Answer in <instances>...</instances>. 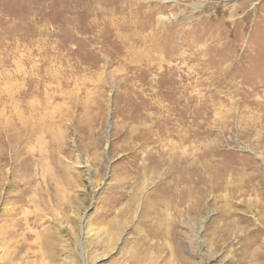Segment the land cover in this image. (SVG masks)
I'll return each mask as SVG.
<instances>
[{"label":"rangeland","instance_id":"374dc122","mask_svg":"<svg viewBox=\"0 0 264 264\" xmlns=\"http://www.w3.org/2000/svg\"><path fill=\"white\" fill-rule=\"evenodd\" d=\"M263 56L264 0H0V135L26 79L37 120L0 145V264H264ZM184 134L232 185L178 205Z\"/></svg>","mask_w":264,"mask_h":264},{"label":"bare ground","instance_id":"6f19581e","mask_svg":"<svg viewBox=\"0 0 264 264\" xmlns=\"http://www.w3.org/2000/svg\"><path fill=\"white\" fill-rule=\"evenodd\" d=\"M252 59H253L252 61L255 60L256 63L259 65V64H261V62L264 61V56L263 57H255ZM23 79H26V78H23ZM35 93L36 92H35V89L33 87L31 80L26 79V80H24V84L21 85V89L16 94V98H18V103L20 105L16 102L15 99L14 100L12 99L13 97L11 95V92H7L3 95V97L9 95V96H7V98L11 101V103L15 102L17 104V106H19L17 108H11V113H12V116L14 118V121L12 122L10 120L11 123L9 122V124H8V129L14 130L15 132H12L11 134H7L4 136L0 135V145L2 147L3 146H5V147L6 146L7 147L8 146H10V147L16 146L15 147L16 152L14 155L15 156L14 158L16 160L17 159L20 160V158H22L24 156L23 152H26V147L28 146V143L31 141V139L33 137H35V130H36L35 128L37 125V120L34 121V119L32 117V112L34 111V103L32 100L35 97ZM253 121H254V119H253ZM187 127L190 129L191 126L190 127L187 126ZM144 131L146 132V130H144ZM260 132H262V131H260ZM257 136H258V134H257ZM146 138H147L146 134H143V133H141L138 137L139 140L143 141V145L145 148L149 145L148 143H146ZM193 138H195V135H190V136H188L187 134L179 135L178 147H179V149H182V151H180V152L178 151L176 154V157H175L178 160V167H177V175H176V180H175L176 181V188H175L176 190L173 189L175 193H177V192L180 193V197H179L180 199L177 200L178 205H181L184 202L192 201L194 199L193 197L195 196V193H198L197 191L202 190L203 186L206 189L208 188V189L215 190V189H218L219 187L222 188V186L225 185V183H226V185H229V184L232 185V181L230 183L229 182L227 183V180H226V176L229 174L228 171H225V170L219 171V170L214 169V165H212V166L209 165V163L212 164L210 162L212 159L209 156H207V158L204 160L205 162H207V164H206L207 166L204 169L197 164V162L193 159L192 155L188 154L189 152H186L185 149L183 150L185 145L189 146V148L192 146V143L195 141V140L193 141ZM36 140H37V138H36ZM147 153H150V152H147ZM29 157L27 159H24V163H25V165H27L28 168H30V163L32 162L31 158H29ZM32 163H34V162H32ZM159 165L161 168L162 164L159 163ZM173 170H175V169H173ZM226 170H228V169H226ZM238 175H240V174H238V172H236V171H233V174H231V177L233 178L235 183H238L236 186H233V190L236 189L235 187L243 189L242 183L240 182L241 180H238ZM22 188H23V185L21 184V182H14L12 184L13 192L19 190V192H22L23 195L22 196L10 195L9 199H15L18 202H22V200L24 199V194L28 190L27 184H25V187L23 189ZM201 193H203V192H201ZM231 193L234 194V191H231ZM197 203L198 202H196L194 204V206L192 205L191 207L194 208L197 205ZM9 211H11V210H9ZM16 211H17V208H16ZM16 211H14L12 208L11 212L14 213ZM157 231H158L157 236H159V237L160 236L163 237V236L169 234L168 231L164 230V228H162V227H161V229L160 228L157 229ZM156 247H158V246H138V248L135 250V252L131 251L132 253L129 254V257H127L126 264H135V263L145 264V263H148L149 262L148 260L150 258V253H151L150 251H151V249L156 250Z\"/></svg>","mask_w":264,"mask_h":264}]
</instances>
